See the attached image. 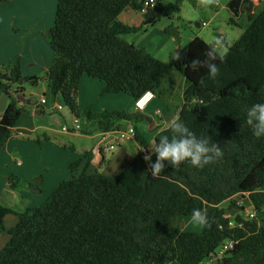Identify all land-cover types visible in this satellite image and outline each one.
Segmentation results:
<instances>
[{
	"label": "trees",
	"instance_id": "1",
	"mask_svg": "<svg viewBox=\"0 0 264 264\" xmlns=\"http://www.w3.org/2000/svg\"><path fill=\"white\" fill-rule=\"evenodd\" d=\"M181 1L174 0L172 8L178 10ZM142 2L57 0L53 26L46 35L53 51L44 75L51 99L61 98L73 117L86 118L96 130L132 124L142 149L116 176L82 172L59 182L40 205L15 212L18 223L0 250V264H199L228 237L238 241L220 264H264V137H254L245 122L247 109L264 103V72L259 66L264 56V0L226 3L228 23L242 33L226 44L224 62L215 61L219 68L215 79L209 78L204 66L190 67L192 60L204 61L209 48L215 47L197 36L179 49V59L167 61L124 39L138 28L120 22L119 14L139 10ZM145 17L155 22L160 12L150 11ZM171 27H165L166 33ZM5 70L12 82L21 80L19 61ZM174 71L181 75V85L175 83ZM82 76L102 83V94H127L133 101L146 91L154 98L170 99L180 90L182 104L166 102V111L177 112L176 117L197 135L209 136L223 150V158L200 169L186 161L177 166L163 161L164 169L153 176L150 164L156 154L154 149L148 151L137 127L151 118L136 111L93 113L90 107L79 108ZM198 90L209 96L197 97ZM0 92L11 99L0 118L1 152L24 109L6 85L0 84ZM169 124L155 126L154 147L157 134H166L162 129ZM85 156L88 160L90 153ZM79 163L72 162L70 169ZM8 180L15 188L16 177ZM244 194L262 214L259 225L247 222L248 233L229 228L230 219L221 207L227 200L236 205ZM194 209L207 215L201 232L179 224ZM13 212L0 205V230L3 216ZM240 218L238 214L234 219Z\"/></svg>",
	"mask_w": 264,
	"mask_h": 264
},
{
	"label": "crops",
	"instance_id": "2",
	"mask_svg": "<svg viewBox=\"0 0 264 264\" xmlns=\"http://www.w3.org/2000/svg\"><path fill=\"white\" fill-rule=\"evenodd\" d=\"M13 1L15 0L9 1V3H14ZM227 2L228 0H226L225 6ZM157 11L159 10L157 9ZM36 12L38 11H35V13ZM215 14L216 12L212 17H214ZM11 18H14L12 10L7 6L0 7V84L6 85L8 92L13 96L16 91L34 96L38 95L36 104L42 97L46 98V96H48L50 100L51 97L44 75L52 62L53 55L48 49V41L45 38V32L43 33L32 19H27L29 22L25 23L24 27L29 24L28 28L32 33L29 36H25L24 32L23 38L25 42L22 44L15 43L20 40L12 34L15 25L11 23ZM118 19L127 26L138 28L137 31L132 32L137 34L133 43L136 44V46H145L142 44L147 37L140 33L143 30L147 31L148 27L155 22H146L148 18L145 17V15L141 14L139 10L132 9L122 11ZM196 25L199 26V23ZM165 27V23H162L157 33L162 37L161 40L163 41V45L166 46L165 48H169V50L160 49L161 55L165 54L164 56H166L168 60L177 54L179 49L184 46L180 44L179 40L172 37L170 33H166ZM14 34H16V32H14ZM16 61H19L22 78L19 81L12 82L5 67L14 64ZM41 74L42 79L40 76ZM79 83L80 87H93L95 92L99 89L102 90L103 87L102 83L101 87H99L91 78L86 76H82ZM39 84H41L39 86L40 95L34 91V87H37ZM1 93L2 92H0V95ZM10 101L11 99L8 97L7 104ZM108 101H110L114 109H118V106H122L125 103L129 104L125 98L118 96L116 98H105V103L101 102L97 107L98 109L94 112L107 110L109 108V105H107ZM114 101H118L116 106L114 105ZM16 102L18 105L23 106L24 111L18 117L12 128L11 137L6 142L4 149L0 152V158L5 156V158L1 159L0 165L2 161L7 164L9 160V163L12 162L13 164L17 160H20L21 163L18 165L15 164L17 168L11 172L8 168L4 170L6 175L9 174L6 179L5 187H3L7 195L6 198L0 195V205L10 207L14 212L7 213L2 218L0 250L9 239V230L18 223V216L15 212H19L25 207L40 205L46 200L59 182L78 176L82 172H97L108 176H116L131 162L135 154L142 149L140 142H138L135 137L120 136V132L125 131L127 123H120L119 129L106 132L96 130L93 124H91V126L80 125V128H83L85 131L81 129L74 131L71 126L68 132H63L59 128V121L53 117L57 115L60 122H62L58 114L60 111L52 110L51 105L47 106V103L44 105H37V107L48 114L49 122H46L43 118H39V121L37 120V114L34 113V106L24 105L17 100ZM90 102L91 96H89V93L83 94L81 89H78L77 103L79 108L83 109L90 107L94 110ZM156 110H159L162 115H164L161 109ZM156 110H154V113ZM1 113L2 112H0V118ZM51 118L53 119L51 120ZM158 124L156 120L151 119V122L148 124L146 123L139 131L141 137L148 142L147 149L150 153L154 149V128ZM147 128L150 130L153 128V137L151 140L145 138L147 135L144 131L145 129L147 130ZM126 142H132L134 147L131 148L130 145H126ZM110 145L114 147L112 149L108 148ZM85 152L90 153L88 160L85 156ZM39 155H42L41 159L43 161L38 160ZM76 160H80V163L71 170L69 166ZM86 161H88V165L85 164ZM11 175L16 177L15 188L10 186L8 180V177ZM30 191L35 194V196L27 194V192ZM167 264L178 263L169 262Z\"/></svg>",
	"mask_w": 264,
	"mask_h": 264
},
{
	"label": "rangeland",
	"instance_id": "3",
	"mask_svg": "<svg viewBox=\"0 0 264 264\" xmlns=\"http://www.w3.org/2000/svg\"><path fill=\"white\" fill-rule=\"evenodd\" d=\"M13 2L14 3L4 2L0 4V7L7 6L12 10L14 18H11V23L15 25L14 26L15 28L12 30V34L13 36H15L20 40L15 43L22 44L23 42H25V39L23 38L24 32H25V36H29L32 33V31L28 28L29 24L24 27L25 23L29 22L27 19H32V21H34L35 24L38 25L39 29H41L43 33L45 32V38H46L47 32L53 26L57 0H15ZM172 2H174V0H157V9L160 11V17L155 21V23H153L148 27L147 31L143 30L141 33L139 32L140 34H144L147 37L145 39V42L142 44L145 45L143 47H145L153 56L161 60L167 61L166 56H164L165 54L161 55L160 52L161 51L160 49L165 50L166 46L163 45L162 43L163 41L161 40L162 37H160V35H158L157 33L158 28L162 26V23H165V26L172 25V28L175 27L177 29L178 27L177 30L179 32L178 38L182 46L187 45V43L196 36L205 40L207 44L214 42L215 47L217 46L216 41H218V38L222 36L223 40H221L220 42L224 43V45L226 46L227 43L232 42L242 33L241 28L228 23V19L231 14L227 9V7L225 6L226 0H182L179 4L178 10L172 8L171 6ZM35 11L38 12L35 13ZM215 12H216L215 16L212 17V15ZM202 21L207 22V25H202ZM197 23H199V26L196 25ZM14 32H16V34H14ZM136 36H137L136 33H126L123 35L125 40L132 43L133 41H135ZM47 46L53 55V51L50 48V45L48 44ZM166 50H169V48L167 47ZM259 66L261 70L264 72V56L260 59ZM40 76L42 79V74ZM173 79L176 84L181 85V75H179L178 72L174 71ZM91 80H93V82H95L99 87H101V83H99L98 80L95 79H91ZM40 85L41 84H39L37 87H34L35 93L39 95H40L39 92ZM78 89H81V92L83 94L89 93V96H91L90 104L93 105L94 107V110H92L93 113H99L94 111L98 109L97 107L98 105H100L101 102L105 103L104 102L105 98H116L117 96L121 98H125L127 102H129V104L125 103L122 106H118V109H114L111 106L110 101H108L107 102V105H109L108 106L109 108L107 109L108 111H113V110H119V111L123 110L128 112L136 111L134 108V101L127 94H122V93L102 94L101 89L95 92V89L93 87H89V88L85 86L80 87V83ZM22 94L24 95L25 98H30L31 102L37 101L38 99V95L34 96L30 94H24V93ZM45 99L47 101L46 104L47 106L52 105L53 102L58 103L62 106V110H60L58 114L61 117L62 123L68 127H71L73 116L70 113L69 109L64 105L61 98L58 97L55 100L54 99L49 100L48 96H46ZM166 102H173L174 104L176 103L182 104V100L180 97V90H178L175 93V95L170 99L154 98L153 100L150 101V103L145 107V109L141 113L157 121V117L154 113V110L161 109V111H163L165 115L167 113ZM117 103L118 101H114L115 106L117 105ZM176 116H177V112H175L174 118H172L170 121L162 122L163 126L171 123ZM36 118L38 121L40 120L39 118H43L46 122H49L48 114L45 111H43L41 115L37 114ZM78 120L80 125L82 126H91L92 124L90 121H88L86 118L83 117ZM144 125L145 123L137 124L139 131L141 130V128H143ZM144 132L147 135L145 136V138L147 140H151V138L153 137V128L151 130L147 128V130L145 129ZM126 145H130L131 148L134 147L132 142H126ZM41 157L42 155L38 156L39 161H43ZM3 158H5V156H2L0 158V161ZM9 162L6 164L4 161H2L0 165V184H2L0 185L1 187L0 195L2 197L4 196L5 198L7 193H5L3 187H5L6 179L9 174L6 175L4 170L8 168L9 171L11 172L17 168V166H15V164H17V161L14 162V164L12 162L11 163ZM27 194H29L30 196H35V194H33L31 191L27 192ZM244 196H245L244 200H241L240 202L241 203L240 205H243V207L247 206V204L249 203L247 197L248 195L244 194ZM240 205L239 203H237L236 205H231V202L227 200L221 204V207L224 209L226 217H228L229 219H234L238 214H240L241 211L239 207ZM179 224L185 230L201 232L203 229V225L195 224L192 222V216L183 217Z\"/></svg>",
	"mask_w": 264,
	"mask_h": 264
},
{
	"label": "clouds",
	"instance_id": "4",
	"mask_svg": "<svg viewBox=\"0 0 264 264\" xmlns=\"http://www.w3.org/2000/svg\"><path fill=\"white\" fill-rule=\"evenodd\" d=\"M216 44V47L209 48L204 61L194 59L190 64L193 70L201 66L206 67L209 78L212 79H215L219 74V68L215 61L223 63L228 53V47L224 43L216 41ZM173 59H179V54H175ZM153 95L151 91H146L137 101L136 106L144 108ZM245 122L252 128L254 137H264V103L252 104L246 111ZM162 132L166 134H157L159 139L154 147L156 161L150 164L153 176H158L162 172L165 167L163 161H167L171 166H177L186 161L200 169L221 160L224 156L223 150L217 144L211 143L209 136L197 135L179 117L172 120L167 128L162 129ZM144 159L150 161L149 156H145ZM192 222L200 225L206 224V212L194 209Z\"/></svg>",
	"mask_w": 264,
	"mask_h": 264
},
{
	"label": "built area",
	"instance_id": "5",
	"mask_svg": "<svg viewBox=\"0 0 264 264\" xmlns=\"http://www.w3.org/2000/svg\"><path fill=\"white\" fill-rule=\"evenodd\" d=\"M249 1L253 2L254 4H257L260 0H249ZM154 10H157V0H143L141 8L139 9V12L145 15L148 12L154 11ZM202 25H207V22L202 21ZM221 40H223L222 36L218 38V41H221ZM141 97L137 98L134 101V108L136 111H139V112H143V110L148 105V103L152 99H154V95H153V98L149 100L146 103L145 107L142 109L136 106L137 101ZM46 103H47L46 99L42 97L40 98L39 102L35 106L37 107L38 104L44 105ZM51 109L54 111H60L62 110V106L58 103L53 102V104L51 105ZM155 115L157 117L158 123L164 122L163 115L159 110L155 111ZM59 127L61 131L63 132H68L70 130L69 127L63 124L62 122H60ZM72 127H73L72 130L74 131H78L80 129V123H79L78 118L73 117ZM120 136L121 137H135V131H134L133 125L128 124L126 126L125 131L120 132ZM113 147H114L113 145H110L108 148L112 149ZM20 163H21L20 160H17V164H20ZM240 202H241V198L238 199L239 205L241 204ZM240 206H243V205H240ZM240 216L241 218L239 220L230 219L228 222V226L229 228H240L244 232L248 233L250 226L247 224V222H252V223H256L257 225H259L262 214L252 204H247V206L241 209ZM237 241L238 239H236L235 237H228L224 239L223 241L219 243V245L216 248H214V250L209 254V256L203 259L199 264H220V262L226 257L228 252H230L234 248Z\"/></svg>",
	"mask_w": 264,
	"mask_h": 264
},
{
	"label": "water",
	"instance_id": "6",
	"mask_svg": "<svg viewBox=\"0 0 264 264\" xmlns=\"http://www.w3.org/2000/svg\"><path fill=\"white\" fill-rule=\"evenodd\" d=\"M152 21H153V18L152 17H148V19L146 20V22H152ZM169 33H170V35L172 37H174L177 40H179V38H178V32H177V29L175 27L171 28L169 30ZM214 45H215L214 42H212V43L209 44V46H214ZM14 96H15L16 100L17 101H20L22 104H24V105L27 104L29 106H34V113L35 114H39V115L41 114L40 108L35 106L36 105V101L31 102L30 101V98H25L24 95L21 92H18V91H16L14 93ZM196 96L197 97H200V98H206V97L209 96V93L208 92H205V91H202V90H198L196 92ZM8 97H9V95H8L7 92H2L1 93V95H0V112H3L4 111V109L6 107V104H7ZM174 115H175V111H168L164 115V118H163L164 122L170 121L172 118H174ZM53 117H54V119H57L59 121V123H60V119H59V117L57 115H55ZM52 119L53 118H51V120ZM238 199H240V198L238 197Z\"/></svg>",
	"mask_w": 264,
	"mask_h": 264
}]
</instances>
